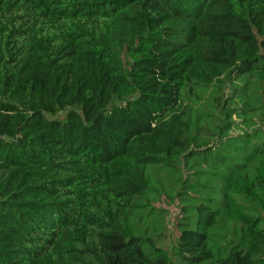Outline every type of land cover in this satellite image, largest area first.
Returning a JSON list of instances; mask_svg holds the SVG:
<instances>
[{"label": "trees", "instance_id": "obj_1", "mask_svg": "<svg viewBox=\"0 0 264 264\" xmlns=\"http://www.w3.org/2000/svg\"><path fill=\"white\" fill-rule=\"evenodd\" d=\"M0 264H264V0H0Z\"/></svg>", "mask_w": 264, "mask_h": 264}, {"label": "rangeland", "instance_id": "obj_2", "mask_svg": "<svg viewBox=\"0 0 264 264\" xmlns=\"http://www.w3.org/2000/svg\"><path fill=\"white\" fill-rule=\"evenodd\" d=\"M231 120H236V119L235 117H232ZM157 206L163 207L167 211V215L165 219L166 230L163 237L159 240L158 244L164 248H168L171 245L173 238L176 236V231L173 225V217L176 212V206L165 199H161V201L157 204Z\"/></svg>", "mask_w": 264, "mask_h": 264}]
</instances>
